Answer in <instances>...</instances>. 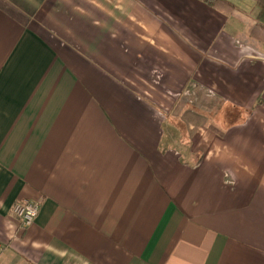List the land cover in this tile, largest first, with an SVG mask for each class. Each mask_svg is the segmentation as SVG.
Wrapping results in <instances>:
<instances>
[{
  "label": "crops",
  "instance_id": "0c3cea01",
  "mask_svg": "<svg viewBox=\"0 0 264 264\" xmlns=\"http://www.w3.org/2000/svg\"><path fill=\"white\" fill-rule=\"evenodd\" d=\"M226 1L0 0V264H264V29Z\"/></svg>",
  "mask_w": 264,
  "mask_h": 264
},
{
  "label": "built area",
  "instance_id": "2783aa9c",
  "mask_svg": "<svg viewBox=\"0 0 264 264\" xmlns=\"http://www.w3.org/2000/svg\"><path fill=\"white\" fill-rule=\"evenodd\" d=\"M41 205L38 202L17 203L13 208V214L19 219L20 230H25L31 227L40 212Z\"/></svg>",
  "mask_w": 264,
  "mask_h": 264
},
{
  "label": "trees",
  "instance_id": "16d2710c",
  "mask_svg": "<svg viewBox=\"0 0 264 264\" xmlns=\"http://www.w3.org/2000/svg\"><path fill=\"white\" fill-rule=\"evenodd\" d=\"M213 8H223L233 10L234 6L226 0H199ZM256 5L253 16L257 21V25L264 29V0H254Z\"/></svg>",
  "mask_w": 264,
  "mask_h": 264
}]
</instances>
